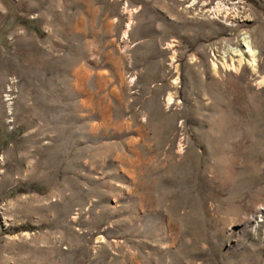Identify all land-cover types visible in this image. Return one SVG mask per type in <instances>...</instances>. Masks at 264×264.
<instances>
[{"label": "rangeland", "instance_id": "1", "mask_svg": "<svg viewBox=\"0 0 264 264\" xmlns=\"http://www.w3.org/2000/svg\"><path fill=\"white\" fill-rule=\"evenodd\" d=\"M0 264H264V0H0Z\"/></svg>", "mask_w": 264, "mask_h": 264}, {"label": "bare ground", "instance_id": "2", "mask_svg": "<svg viewBox=\"0 0 264 264\" xmlns=\"http://www.w3.org/2000/svg\"><path fill=\"white\" fill-rule=\"evenodd\" d=\"M241 41H242V47L244 48L245 47V51H240V50H236V49H233V56H240V57H242V55L243 54H248L249 55V57H250V59H252V62H253V56H254V52H253V50H252V48H251V45H250V43H249V41L245 38V37H243L242 39H241ZM242 60V59H241ZM248 61V60H247Z\"/></svg>", "mask_w": 264, "mask_h": 264}]
</instances>
